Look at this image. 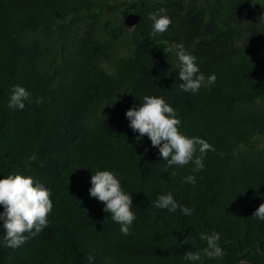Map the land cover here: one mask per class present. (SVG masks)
<instances>
[{
  "label": "trees",
  "instance_id": "trees-1",
  "mask_svg": "<svg viewBox=\"0 0 264 264\" xmlns=\"http://www.w3.org/2000/svg\"><path fill=\"white\" fill-rule=\"evenodd\" d=\"M161 7L173 23L152 36L149 13ZM172 43L215 84L182 91L163 50ZM14 85L42 102L9 108ZM144 95L163 96L182 132L215 147L195 186L184 181L191 162L171 176L129 127L125 113ZM263 140L264 0H0V179L31 175L54 204L48 227L19 248L4 247L0 229V264H88L89 254L95 264H264V221L252 217L264 204ZM98 170L118 172L132 193L129 235L90 196ZM168 192L193 215L152 206ZM212 230L222 260L202 253L200 233ZM189 250L201 260L185 261Z\"/></svg>",
  "mask_w": 264,
  "mask_h": 264
},
{
  "label": "clouds",
  "instance_id": "clouds-1",
  "mask_svg": "<svg viewBox=\"0 0 264 264\" xmlns=\"http://www.w3.org/2000/svg\"><path fill=\"white\" fill-rule=\"evenodd\" d=\"M149 19L153 22L152 36L166 32L173 23L163 7L149 13ZM163 50L167 55L175 56L178 61L179 79L182 81L179 88L182 91L195 95L201 88H210L215 84L216 74L213 72L206 76L197 63V57L183 43H172ZM41 102L38 97L33 99L32 92L24 86L14 85L7 106L23 111L26 105ZM142 102L141 106H133L126 111L129 127L133 133L139 134L138 140H143L147 135L151 145L158 148L159 155L167 162L165 171L172 169L171 176L177 175L179 168L191 162L194 165L193 174L185 176L184 181L195 186L196 174L205 168L204 156L209 150L214 152L215 147L199 136H189L182 132L176 110L163 96L144 95ZM36 160V155L27 158L26 167H30ZM90 183V196L103 202V210L110 213L111 219L120 225V232L129 235L137 215L133 210L132 193L122 187L120 174L111 170H98L91 176ZM52 195L51 188L31 175L10 173L0 179V206L3 207L0 212V229H3L4 247L19 248L29 236L39 235L48 227L49 215L54 207ZM152 206L170 213L179 210L187 216L193 215L195 211L194 208L180 205L172 192L159 194ZM252 217L264 221V204L258 207ZM200 239L206 243L202 249L203 255L209 259H223L226 253L220 244L221 233L215 230L210 233L201 232ZM184 243L187 244V240ZM183 259L189 262L200 261L201 251H186ZM87 261L88 264H95V257L89 254Z\"/></svg>",
  "mask_w": 264,
  "mask_h": 264
},
{
  "label": "rangeland",
  "instance_id": "rangeland-1",
  "mask_svg": "<svg viewBox=\"0 0 264 264\" xmlns=\"http://www.w3.org/2000/svg\"><path fill=\"white\" fill-rule=\"evenodd\" d=\"M119 1V0H118ZM105 65V64H104ZM260 147L264 148V140L261 142Z\"/></svg>",
  "mask_w": 264,
  "mask_h": 264
}]
</instances>
